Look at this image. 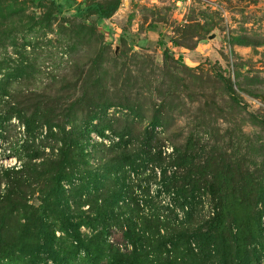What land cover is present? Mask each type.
<instances>
[{
  "label": "rangeland",
  "instance_id": "obj_1",
  "mask_svg": "<svg viewBox=\"0 0 264 264\" xmlns=\"http://www.w3.org/2000/svg\"><path fill=\"white\" fill-rule=\"evenodd\" d=\"M115 2L111 17L97 15L96 8ZM64 107L75 111L63 112ZM35 108L66 130L95 126L89 142L109 145L120 139L137 151L136 164L124 176L140 206L166 214L182 199L160 178L165 163L160 167L145 156L150 151L168 161L175 147L195 152V166L208 154L207 169L229 165L232 185L245 175L259 191L264 185V0H0V164H14L11 146L30 142L17 110ZM149 131L150 147L143 141ZM38 150L33 161L52 156L49 148ZM80 164L77 170L84 172ZM165 168L170 175L175 167ZM74 175L63 181L65 190L84 184L82 173ZM217 202L203 188L194 191L192 225L201 223L205 231L203 223L216 214ZM27 204L43 205L38 192ZM251 208L260 236L240 233L249 237L244 257L264 264V199ZM187 210L168 212L171 222L186 224ZM0 214V264H60L71 248L52 216L46 221L55 225L56 240L49 253L30 215ZM229 226L230 236L244 231L233 222ZM79 231L83 239L98 232L85 226ZM118 236L114 231L107 240ZM231 238L225 260L210 243L201 264H249L236 257ZM190 241L201 253L196 239ZM74 250L79 260L83 249Z\"/></svg>",
  "mask_w": 264,
  "mask_h": 264
},
{
  "label": "trees",
  "instance_id": "obj_2",
  "mask_svg": "<svg viewBox=\"0 0 264 264\" xmlns=\"http://www.w3.org/2000/svg\"><path fill=\"white\" fill-rule=\"evenodd\" d=\"M117 6L115 2L95 11L101 18L107 19ZM165 51L172 55L167 48ZM67 110L75 111L74 108H63V112ZM17 115L30 142L27 139L23 144L11 146V154L17 157L14 164H0V210L10 215L21 211L30 215L29 219L34 221L32 227L39 233L41 246L49 253L54 252L56 227L46 220L49 216L58 220V228L71 244L67 256L60 258V264H201L210 255V243L218 246V259L225 260L229 248L227 236L232 237L236 257L250 264L244 257V241L249 237L243 234L255 236L258 233L257 236H260L259 223H253L251 205L258 199H264V185L259 187V191L255 190L245 175H241L239 185H232L233 174L229 165L221 171L206 168L208 154L202 159L203 165L195 166L192 160L197 155L188 152V149L182 152L175 147L168 155V161H164L160 154L148 151L145 153L148 159L157 162L160 167L161 162L165 163L164 168L159 170L164 186H173L174 193L182 198L174 201V205L166 208L167 213L163 214L156 206L144 207L135 201L124 174L136 164L139 153L132 152L133 148H127L126 143L120 139L109 145L95 140L89 142L88 135L95 126L89 129L88 123H84L66 130L58 121L45 119L41 108L29 112L25 110L24 114L17 110ZM45 126L48 133L43 135ZM148 133L143 141L150 147L154 135L152 131ZM43 148H49L52 156L48 155L39 162L33 161V157L39 154L38 149ZM79 164L84 172L77 170ZM167 165L175 167L170 175L166 174ZM75 171L83 174L81 181L84 184L79 185L80 190H65L63 181L76 177ZM33 184L38 189L32 187ZM201 188L217 199L219 205L216 214L204 221L205 231L201 223L193 226L191 221L196 211L195 205L191 204L193 192ZM34 191L38 192L43 203L37 208L27 204ZM81 195L85 198L81 199ZM84 204H88L85 210L81 208ZM175 208L181 211L189 209L186 211V224L171 222L169 215ZM228 222L244 227L247 233L241 231L230 236ZM81 226L97 229L98 234L83 239L79 231ZM114 231L119 232L118 238L107 240ZM191 237L196 239L201 253L195 252L196 246H191ZM77 248L83 249L82 256L78 253L79 260L75 258L79 250L74 249Z\"/></svg>",
  "mask_w": 264,
  "mask_h": 264
}]
</instances>
